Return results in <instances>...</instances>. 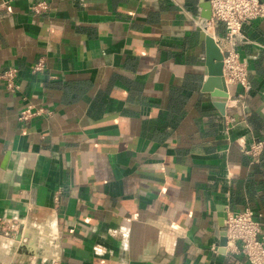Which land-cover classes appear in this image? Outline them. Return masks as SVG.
<instances>
[{
    "label": "crops",
    "instance_id": "obj_1",
    "mask_svg": "<svg viewBox=\"0 0 264 264\" xmlns=\"http://www.w3.org/2000/svg\"><path fill=\"white\" fill-rule=\"evenodd\" d=\"M34 1L0 0V71L20 84L0 81V220L17 222H0V264H249L219 217L251 208L264 231V148L245 151L264 140V18L223 114L205 0ZM27 103L53 113L21 122Z\"/></svg>",
    "mask_w": 264,
    "mask_h": 264
},
{
    "label": "built area",
    "instance_id": "obj_2",
    "mask_svg": "<svg viewBox=\"0 0 264 264\" xmlns=\"http://www.w3.org/2000/svg\"><path fill=\"white\" fill-rule=\"evenodd\" d=\"M211 17L201 21L202 29L211 35L223 53V77L226 86L238 84L244 89L250 88L247 60L238 50V45L247 42L243 35L244 26L257 19L264 18V0H210ZM30 9L35 14L45 13L49 9L48 0L32 2ZM223 25L225 34L220 35L217 26ZM226 43V48L221 43ZM47 69L46 60L40 57L33 65V73H42ZM19 69L9 66L0 71V81L6 91L16 93L20 90ZM53 111L43 105L27 103L19 112L21 122H30L39 117H48ZM264 148V140L253 143L245 151L255 160ZM5 235L16 231L17 222L0 220ZM227 237L226 248L244 255L249 264H264V231L255 212L251 208L227 210L224 220Z\"/></svg>",
    "mask_w": 264,
    "mask_h": 264
},
{
    "label": "water",
    "instance_id": "obj_3",
    "mask_svg": "<svg viewBox=\"0 0 264 264\" xmlns=\"http://www.w3.org/2000/svg\"><path fill=\"white\" fill-rule=\"evenodd\" d=\"M204 7L206 12L204 13V17L209 19L211 17V5L210 0H205ZM202 39L206 44V64L208 66V74L209 78L207 80V88L209 90L212 89L213 86L217 87L219 90H216L215 94L218 93L223 95V100L220 104H217L221 109L222 113L225 114V100L229 97L228 87L225 84L223 77V53L216 43L215 39L203 31ZM222 90L224 92H222ZM214 91V90H213ZM221 91V92H220ZM226 212H221L219 217V224L224 229V220H225ZM220 238V246L222 249H225L227 245V237L226 233L223 230L219 235Z\"/></svg>",
    "mask_w": 264,
    "mask_h": 264
}]
</instances>
